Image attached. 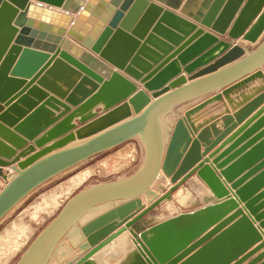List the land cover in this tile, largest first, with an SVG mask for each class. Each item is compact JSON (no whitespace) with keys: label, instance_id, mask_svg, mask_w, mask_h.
<instances>
[{"label":"water","instance_id":"95a60500","mask_svg":"<svg viewBox=\"0 0 264 264\" xmlns=\"http://www.w3.org/2000/svg\"><path fill=\"white\" fill-rule=\"evenodd\" d=\"M254 77L264 0H0V219L62 171L142 144L132 174L69 197L16 264H49L66 238L79 254L63 264H242L260 250L245 264H264V85L229 100ZM219 92L232 111L196 126L191 115ZM202 97L168 136L160 117ZM30 141L55 142L21 161ZM154 185L135 213L73 242L94 206L140 202Z\"/></svg>","mask_w":264,"mask_h":264},{"label":"rangeland","instance_id":"374dc122","mask_svg":"<svg viewBox=\"0 0 264 264\" xmlns=\"http://www.w3.org/2000/svg\"><path fill=\"white\" fill-rule=\"evenodd\" d=\"M117 150L118 148H114L106 153L91 158L84 162V164L74 172L64 175L61 179L45 185V187L41 186L38 190L34 191L29 198L26 200L24 199L25 202L15 209L8 219L5 218L7 220L4 219V221L0 223V264H16L35 237L40 234L46 225L57 215L69 197L88 186L113 181L119 177L132 174L141 163V153L138 152V156H136L133 163L124 166L122 165V160L116 161L115 159ZM118 165L121 166L118 167ZM111 166L114 167V169H110ZM80 178L84 179L81 180L78 185L67 183L65 185V182H76V180ZM61 183H64V187H68V189H63L64 191L56 192V195L51 196V194H49L52 192L51 189L58 187ZM164 186L167 187L165 184ZM154 190L156 191V185L150 189L151 194L142 196L140 201L146 204L147 201L151 199L152 194H156ZM57 198L60 200L59 202H57ZM133 203L139 202L135 201ZM92 217V214L90 216V212L84 215L80 221V227L92 229L103 219H96L89 223L88 221H90L89 219H92ZM21 236L23 237L22 240H20ZM13 242H17V244L10 250V245ZM7 244L8 246H6ZM55 260L54 257L50 262L54 264Z\"/></svg>","mask_w":264,"mask_h":264},{"label":"crops","instance_id":"0c3cea01","mask_svg":"<svg viewBox=\"0 0 264 264\" xmlns=\"http://www.w3.org/2000/svg\"><path fill=\"white\" fill-rule=\"evenodd\" d=\"M175 13L180 14L179 10H174ZM199 27H203L198 23ZM205 30L206 29L204 28ZM224 40H229L227 39V36H225ZM239 42V41H236ZM208 49H206L207 51ZM204 51V52H206ZM218 51H215L214 53H217ZM181 66V65H180ZM183 66H181L180 69V74L177 77H185L186 79L188 78L189 74H187L186 72H184L183 70ZM198 70V69H197ZM174 78V77H173ZM173 78L170 79L173 80ZM131 81H133L132 79H130ZM168 81V82H170ZM190 80H188L187 82H189ZM138 89H143L149 96H151V92L146 91L141 84H139L136 81H133ZM61 83V82H59ZM264 85V79H261L259 77H254L252 78L250 81L246 82L245 84L239 86L238 88H236L231 94H229V100H231L233 102V104L239 103L243 100V98L245 96L251 95L253 93H255L261 86ZM60 86H62V84H60ZM63 87V86H62ZM208 101L206 104H204V106H202L199 110L195 111L192 115H191V120L192 122H194V124L196 126H203L206 121L210 120L212 117L218 116L219 114H223L226 110V108L230 109L232 111V105L228 104L229 100L224 97L221 92H219L218 94H212L210 96H208ZM151 100L153 101L154 98H151ZM204 97L196 99V100H191L188 101L186 103H184L182 106L176 107L173 109V113H168V115L162 116L160 117L158 123H160L161 125L163 124L165 128H170L169 131H165L167 133L168 136H170L171 130L173 129V126L175 124V120L179 117H183L185 111L193 105H196L198 103L203 102ZM102 108L101 104H98L94 107V110H96L97 112H101L100 110ZM72 122L77 123V119H73ZM53 126V125H52ZM51 128V127H49ZM48 130V129H46ZM46 132V131H44ZM43 132V133H44ZM43 133H41L39 136H41ZM58 140V139H56ZM76 140L78 141V138H76ZM55 141H51L46 143L43 147L41 148H37L36 146H34V144L32 143V141L28 142L27 145L25 146V148L27 149L26 152L21 155L20 160L23 161L33 155H35L36 153L44 150L45 148L51 147L54 144ZM168 143V140L166 142V145ZM185 143L182 144V146L179 149V152L183 151ZM24 150V149H23ZM22 149L19 150L18 152L23 151ZM59 149H53L50 153H54L56 151H58ZM119 151V152H118ZM138 152H140L142 155V144L140 143V141L137 138H134L132 140H130L129 142L121 145L120 147H118L117 150V154L115 156L116 161L122 160V165L127 166L128 164L133 163V161H135L136 156H138ZM25 155V156H24ZM82 164H84V162L77 164L76 166L64 170L61 173H59L58 175L50 178L49 180H47L46 182H44L43 184L39 185L38 187H36L33 191H31L28 195H26L14 208H12L10 211H8L1 219H0V223L2 221H4L5 218H9V216L11 215V213L17 209L22 203L25 202V200L27 198L30 197V195L38 190L41 186L48 185L56 180L61 179L64 175H67L71 172H74L75 170H77ZM121 165H118V167H120ZM114 169V167L111 166L110 169ZM109 169V170H110ZM116 169V168H115ZM5 171H8V169H4ZM161 174L165 175V177L167 176V173L163 170H161ZM84 178H80L78 180L72 181V182H65L67 184H74V185H78L80 183L81 180H83ZM74 182V183H73ZM64 183H61L58 187L52 188V192L49 193L51 194V196L56 195V192H61L63 189H68V187H64L63 185ZM3 184L0 181V187H2ZM70 186V185H68ZM64 191V190H63ZM156 191L154 190V193ZM157 194V193H156ZM153 195V194H152ZM25 199V200H24ZM152 199V196H151ZM150 199V200H151ZM149 200V201H150ZM51 201V199H50ZM60 200L57 198V202H59ZM148 202V201H147ZM143 204L142 201H140L139 203H130V202H121V203H102L99 205L94 206L89 212H90V216L92 214V219H89L90 221H88L89 223L92 221H95L96 219H102L100 220L97 224H101V223H105L111 220H116L118 222H120L121 220H123L126 216H130L131 214L135 213L139 206ZM92 212V213H91ZM87 214V213H86ZM85 214V215H86ZM114 217H116L114 219ZM5 219V220H7ZM87 222V223H88ZM96 226V225H95ZM81 227H78L76 234H73L72 240L73 242H78V241H83L85 239V236H83L81 231ZM21 235V233H20ZM19 236V235H17ZM12 237V236H11ZM19 238V237H18ZM17 238V240H18ZM22 236L20 237V240H22ZM13 239V237H12ZM66 243V244H65ZM17 244L16 243H12L10 245V250H12L14 248V245ZM8 246V244L6 245ZM63 251H68L66 255H60L61 252ZM260 251H258L256 254H258ZM57 255L55 256V261L54 264H63L65 261H67L69 258H71L73 256V254H79V250L75 249L71 246L69 239L62 240L61 244L59 245L58 249H57ZM255 254V255H256ZM255 255H253L252 257H250L246 262H248L249 260H251ZM56 262V263H55ZM246 262L242 263L245 264ZM52 264V263H51Z\"/></svg>","mask_w":264,"mask_h":264},{"label":"bare ground","instance_id":"6f19581e","mask_svg":"<svg viewBox=\"0 0 264 264\" xmlns=\"http://www.w3.org/2000/svg\"><path fill=\"white\" fill-rule=\"evenodd\" d=\"M167 173V172H166ZM11 174H13V172L11 173ZM187 193H184L183 195H181V196H179L178 198H177V202H173V203H168L166 206H165V210L167 211V212H171V211H174L175 210V208H177L178 207V202H184L185 200H186V198H187ZM129 242V241H128ZM123 245V246H122ZM126 245H127V239H126V236L124 235V236H121V237H119L118 238V240H117V243H116V246L119 248V250L121 249V248H127L126 247ZM52 262H49V264H51Z\"/></svg>","mask_w":264,"mask_h":264}]
</instances>
